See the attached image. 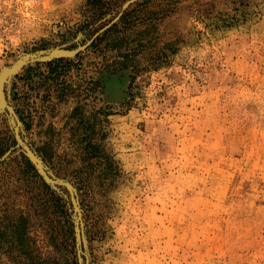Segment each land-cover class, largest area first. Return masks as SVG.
<instances>
[{"label": "rangeland", "instance_id": "obj_1", "mask_svg": "<svg viewBox=\"0 0 264 264\" xmlns=\"http://www.w3.org/2000/svg\"><path fill=\"white\" fill-rule=\"evenodd\" d=\"M52 49L3 87L0 264H264V0H0V70Z\"/></svg>", "mask_w": 264, "mask_h": 264}, {"label": "water", "instance_id": "obj_2", "mask_svg": "<svg viewBox=\"0 0 264 264\" xmlns=\"http://www.w3.org/2000/svg\"><path fill=\"white\" fill-rule=\"evenodd\" d=\"M77 53V50L75 51H64L61 49H52L47 52H39L36 54L31 55H25L22 57L19 61H17L15 64H13L10 67H4L0 70V109L6 108L10 115L13 116L12 110L6 105L4 101L3 96V87L7 82L24 66H26L29 63L33 62H40V61H48L56 58H62V57H72ZM2 76V77H1ZM17 122V120H16ZM18 123V122H17ZM15 135L17 137V131L14 127ZM18 143L20 146H22L25 149L26 155L29 159V161L32 163V165L36 168L37 172L42 176V178L49 184L52 183V181L46 176L43 166L40 162V160L35 157L17 138ZM57 183L62 184L61 181H57ZM67 188L68 186L65 185Z\"/></svg>", "mask_w": 264, "mask_h": 264}, {"label": "bare ground", "instance_id": "obj_3", "mask_svg": "<svg viewBox=\"0 0 264 264\" xmlns=\"http://www.w3.org/2000/svg\"><path fill=\"white\" fill-rule=\"evenodd\" d=\"M2 77V76H1ZM110 89V88H109ZM113 89H115V87H113ZM111 92V91H110ZM113 94V93H112ZM69 190H70V188H69ZM71 191V190H70ZM73 204H74V201H73Z\"/></svg>", "mask_w": 264, "mask_h": 264}, {"label": "trees", "instance_id": "obj_4", "mask_svg": "<svg viewBox=\"0 0 264 264\" xmlns=\"http://www.w3.org/2000/svg\"><path fill=\"white\" fill-rule=\"evenodd\" d=\"M22 233H20V235H21Z\"/></svg>", "mask_w": 264, "mask_h": 264}]
</instances>
